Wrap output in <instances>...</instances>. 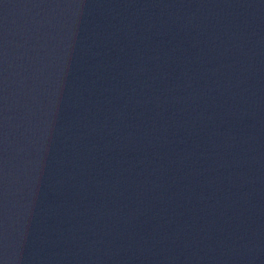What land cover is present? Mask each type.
Returning <instances> with one entry per match:
<instances>
[{
  "label": "water",
  "instance_id": "1",
  "mask_svg": "<svg viewBox=\"0 0 264 264\" xmlns=\"http://www.w3.org/2000/svg\"><path fill=\"white\" fill-rule=\"evenodd\" d=\"M0 264H264V139L0 182Z\"/></svg>",
  "mask_w": 264,
  "mask_h": 264
}]
</instances>
